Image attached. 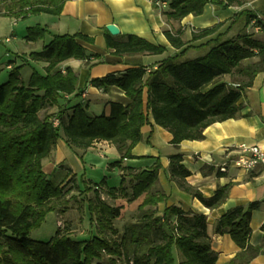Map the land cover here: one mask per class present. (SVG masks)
I'll list each match as a JSON object with an SVG mask.
<instances>
[{
    "label": "trees",
    "instance_id": "trees-1",
    "mask_svg": "<svg viewBox=\"0 0 264 264\" xmlns=\"http://www.w3.org/2000/svg\"><path fill=\"white\" fill-rule=\"evenodd\" d=\"M68 0H0V17L23 20L33 15L60 16ZM154 1V0H153ZM208 3L240 5L241 0H173L165 13L168 20L180 21L188 15L199 16ZM246 25L255 20L245 13ZM218 26L201 29L191 34L189 42L180 38V31H166L169 44L180 53L166 57L155 68L137 67L121 74H108L92 79V87L108 92L117 88L129 103H110L109 113L90 116L81 105L61 106L65 97H77V76L70 67L60 65L68 60L88 63V54L80 41L93 44L91 37L76 33L55 35L40 51H32L23 64L11 68L6 82L0 85V264H92L102 254L125 257L127 264H215L217 255L203 214L183 211L175 205H158L166 196L151 194L157 181L159 164L133 173L121 163L132 157L133 148L142 141L141 129L149 117L153 123L172 135L171 144L203 139V131L214 123L236 118L239 100L254 78L264 73V44L242 34L236 38L217 37L198 49L205 54L184 58L195 49L191 43L214 34ZM46 28L37 25L27 29L25 40H42ZM105 46L115 56L137 54L160 55L164 48L141 38L126 36L113 38L104 34ZM95 58H99L96 56ZM42 63L43 74L32 69L26 82L20 78V68ZM8 64V68H9ZM224 76L229 81H223ZM56 108L41 116L46 109ZM59 121L53 127L51 120ZM62 139L73 151H86L94 143L105 141L119 155L112 164L122 172L118 187H105L104 181L92 190L88 200L91 218L99 232L116 234L113 221L120 216V207L102 200L144 199L138 206L137 221L129 223L118 241L99 235L78 240L60 228L48 242L29 239L32 229L40 226L47 214L64 212L73 184L66 188L54 184L43 171V161ZM181 155L169 157L170 180L179 189L197 199L205 208L216 209L226 199L228 185L219 187L211 197L187 185L190 175L182 164ZM129 172V173H128ZM128 177V179H126ZM71 180L68 182V184ZM67 184V185H68ZM130 190V192H129ZM257 203L235 207L223 214L215 224V234H228L239 252L226 264H249L261 253L262 246L249 245V226ZM264 231V225L262 226Z\"/></svg>",
    "mask_w": 264,
    "mask_h": 264
},
{
    "label": "crops",
    "instance_id": "crops-1",
    "mask_svg": "<svg viewBox=\"0 0 264 264\" xmlns=\"http://www.w3.org/2000/svg\"><path fill=\"white\" fill-rule=\"evenodd\" d=\"M161 1L165 3L164 6L155 5L151 0H68L65 3L60 16H53L51 24H45L47 31L53 29L57 33L55 35L81 33L93 38L94 42H79L92 55L88 63L68 60L60 65L61 69L70 67L76 74L77 92L80 93L77 97L61 99V106L79 104L86 108L90 116H99L109 113L110 103L128 104L129 100L119 89L111 88L108 92H101L89 82L108 74H121L131 68H155L166 57L180 53L181 50L174 49L167 41L164 34L166 31H180L181 40L189 42L193 32L218 26L211 36L191 43L190 46L195 49L187 51L185 59L205 54L207 48L197 47L217 37L229 39L249 34L264 44V0H241L240 5L227 7L208 3L201 15L190 14L180 21L168 20L165 16L169 10L168 5L173 0ZM245 13L259 19L262 23L259 31H255L251 24L246 25ZM109 24H114L120 31L113 38L135 36L164 48V52L160 55H113L106 48L104 40V34L108 33L105 27ZM96 56L99 58H95ZM44 66L42 64V68ZM222 80L229 81V77L224 76ZM239 105L240 111L236 118L214 123L203 131L202 140L183 141L178 146L170 143L171 133L155 125L149 117L141 129L142 141L131 152L133 158L124 160L121 166L137 173L159 164L157 181L149 190L151 194L166 196L164 203L158 205V210L161 211L165 205H175L187 213L205 215L212 248L217 255L215 264H226L239 252L228 234L214 233L216 222L232 208H245L250 203H257V208L251 214L248 243L252 247L262 248L261 253L249 264H264V174H247L231 166H227L226 172L219 171V167L231 157L227 152L239 145H258L264 149V73L258 74L252 85L244 90ZM51 110L55 112L57 109ZM173 155L182 156V164L190 173L185 178L186 184L204 197H211L219 187L228 185L226 199L218 208H205L170 180L169 157ZM119 159L115 148L105 141L94 143L84 152H73L59 139L51 155L43 161V171L48 176L60 174L61 186L70 180L69 186L77 185V178L80 177L94 188L96 182L93 176L99 175L102 176L105 187H110L106 180L109 174L115 175L116 171L119 179L122 174L116 167H111Z\"/></svg>",
    "mask_w": 264,
    "mask_h": 264
},
{
    "label": "rangeland",
    "instance_id": "rangeland-1",
    "mask_svg": "<svg viewBox=\"0 0 264 264\" xmlns=\"http://www.w3.org/2000/svg\"><path fill=\"white\" fill-rule=\"evenodd\" d=\"M151 1L153 4H157V0ZM160 2L162 1L160 0ZM52 19L54 17L47 14L29 16L23 20L0 17V85L8 80L11 68L21 66L23 64V58L27 57L32 51L42 50L43 46L49 43L55 34H57L51 29L47 31L42 40L27 42L25 40L27 29L37 25L46 28L45 24H51L50 21ZM8 64L11 66L10 68L7 67ZM32 69L43 74L41 63H31V66H22L20 68V78L23 82L29 79ZM51 111V109H46L41 112V116L54 113ZM115 172V175L110 173L106 179L110 187H118L120 184L119 176ZM60 177V174L57 173L49 176L54 184L59 183ZM93 180L96 184H99L102 181V176L95 175V177L93 176ZM67 184L63 185V187H70ZM77 185L79 186V190L83 191L79 192L76 188H73L67 197L68 205L66 210L62 213L51 212L47 214L40 226L29 232V239L37 242H48L55 235L58 228H60L61 231L71 234L78 240L99 235L106 239L118 241L124 231V227L129 223H135L137 221L138 206L142 203L145 197L144 195L132 202L123 198L113 201L107 196L102 195V200L106 204L113 207H120L121 210L120 216L113 221V228L116 234L99 232V228L94 218H91L88 209V200L94 197L93 194H90L92 192L91 188L88 187L93 188V186L92 184L83 182L80 177L77 178ZM92 264H127V261L124 256L118 257L102 254L99 259L93 260Z\"/></svg>",
    "mask_w": 264,
    "mask_h": 264
},
{
    "label": "built area",
    "instance_id": "built-area-1",
    "mask_svg": "<svg viewBox=\"0 0 264 264\" xmlns=\"http://www.w3.org/2000/svg\"><path fill=\"white\" fill-rule=\"evenodd\" d=\"M156 3V5H159V3H161V6L165 5L160 0H157ZM255 23V20L251 21V25H253L255 31H259L260 26ZM51 122L53 127H58L59 121L56 118L52 119ZM229 154H231V157L228 158L226 164L219 167L220 172H226L227 166H231L247 174L254 172L264 174V149L260 146L242 144L232 149V151L227 152V155Z\"/></svg>",
    "mask_w": 264,
    "mask_h": 264
},
{
    "label": "water",
    "instance_id": "water-1",
    "mask_svg": "<svg viewBox=\"0 0 264 264\" xmlns=\"http://www.w3.org/2000/svg\"><path fill=\"white\" fill-rule=\"evenodd\" d=\"M106 31L113 37L118 36L120 31L114 24H109L105 27Z\"/></svg>",
    "mask_w": 264,
    "mask_h": 264
}]
</instances>
